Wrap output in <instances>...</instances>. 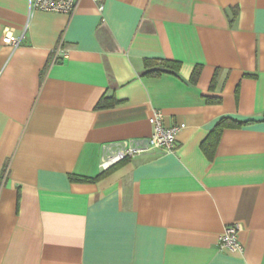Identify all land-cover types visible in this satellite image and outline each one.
<instances>
[{"label": "crops", "instance_id": "crops-1", "mask_svg": "<svg viewBox=\"0 0 264 264\" xmlns=\"http://www.w3.org/2000/svg\"><path fill=\"white\" fill-rule=\"evenodd\" d=\"M103 3L68 15L0 0V264H264V0ZM156 60L180 70L151 76ZM104 97L114 105L98 108ZM156 109L185 125L174 152L72 181L149 138ZM223 117L254 122L209 157ZM235 224L244 250H221Z\"/></svg>", "mask_w": 264, "mask_h": 264}, {"label": "built area", "instance_id": "built-area-1", "mask_svg": "<svg viewBox=\"0 0 264 264\" xmlns=\"http://www.w3.org/2000/svg\"><path fill=\"white\" fill-rule=\"evenodd\" d=\"M98 9L104 10L103 0H94ZM30 13L35 11H46L55 13H64L72 15L77 9V0H29ZM22 38L16 37L12 32L7 31L4 36V42L13 47L20 45ZM53 63L61 60V56H66L63 43L56 47L53 54ZM150 123L153 127L151 136L145 140L125 141L116 150H106L102 166L109 168L125 159L138 154L145 153L153 149H163L166 152H174L177 148V134L185 126L174 125L166 126L164 123V114L161 110L156 109L150 117ZM240 226H226L220 236L219 247L221 250L243 251L244 247L239 240L238 234Z\"/></svg>", "mask_w": 264, "mask_h": 264}, {"label": "trees", "instance_id": "trees-1", "mask_svg": "<svg viewBox=\"0 0 264 264\" xmlns=\"http://www.w3.org/2000/svg\"><path fill=\"white\" fill-rule=\"evenodd\" d=\"M150 64H153L155 62V64L157 65L158 63H160V67L157 66L156 69H152L150 71H148L147 73L151 76H160L161 74L165 73V72H178L180 70L181 67V63L179 61H172V60H160V61H150ZM155 64H153L152 66H154ZM201 73V67L198 66L195 68L193 74H192V82H196L200 76ZM219 72L216 71L213 80H212V84L211 87L214 88L216 83H217V78H218ZM114 101H107V98H103L100 103L98 104V108H106L109 106L114 105ZM254 122L253 120H248V121H238L236 119H233L231 117H223L221 118L215 125V128L213 129V131L210 133V135L208 136V138L203 142L202 144V148L204 150V152L209 156V157H213L216 149H217V145L220 141L222 132L227 129V128H239L242 127L244 125L250 124ZM127 159L116 163L114 165H112L111 167L107 168L106 170H104L99 176H97L96 178H87V177H79V176H71L72 181H81V182H93L96 181L98 179H100L101 177L105 176L106 174H109L113 169H115V167L126 161Z\"/></svg>", "mask_w": 264, "mask_h": 264}]
</instances>
